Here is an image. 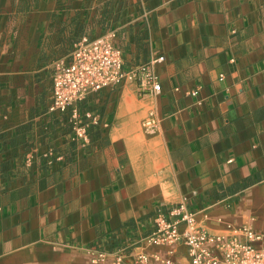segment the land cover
Returning <instances> with one entry per match:
<instances>
[{
    "label": "crops",
    "instance_id": "obj_1",
    "mask_svg": "<svg viewBox=\"0 0 264 264\" xmlns=\"http://www.w3.org/2000/svg\"><path fill=\"white\" fill-rule=\"evenodd\" d=\"M110 32L127 69L164 57L162 91L108 89L91 106L109 128L68 146L55 63ZM182 203L212 234L264 233V0H0V264H93Z\"/></svg>",
    "mask_w": 264,
    "mask_h": 264
},
{
    "label": "built area",
    "instance_id": "obj_2",
    "mask_svg": "<svg viewBox=\"0 0 264 264\" xmlns=\"http://www.w3.org/2000/svg\"><path fill=\"white\" fill-rule=\"evenodd\" d=\"M116 36L115 32L84 36L68 60L55 63L47 114L58 120L68 146L88 149L97 132L109 128L91 106L94 98L108 89L131 83L139 94L162 91L155 67L165 61L164 57L127 69L124 52L115 44ZM144 128L147 133L154 132L152 114ZM200 216L204 221L209 219L206 212L193 211L187 203L159 208L149 234L138 227L131 252L126 247L115 251L93 248V264H183L178 258L181 249L186 250L189 264H264V233L255 229L254 219L241 226L228 224L226 234H212L201 224ZM137 248L141 251L135 253ZM151 249H162L165 254Z\"/></svg>",
    "mask_w": 264,
    "mask_h": 264
},
{
    "label": "trees",
    "instance_id": "obj_3",
    "mask_svg": "<svg viewBox=\"0 0 264 264\" xmlns=\"http://www.w3.org/2000/svg\"><path fill=\"white\" fill-rule=\"evenodd\" d=\"M129 229L127 230V235L125 238H118V235L120 234H113V236L107 240L106 246H102V244H97L93 246L95 249L99 250H106L108 249L109 251H115L120 248H127L129 252H131L134 249L133 244L136 242V239L138 238V233L135 225L130 224Z\"/></svg>",
    "mask_w": 264,
    "mask_h": 264
},
{
    "label": "rangeland",
    "instance_id": "obj_4",
    "mask_svg": "<svg viewBox=\"0 0 264 264\" xmlns=\"http://www.w3.org/2000/svg\"><path fill=\"white\" fill-rule=\"evenodd\" d=\"M145 130V128H143Z\"/></svg>",
    "mask_w": 264,
    "mask_h": 264
}]
</instances>
